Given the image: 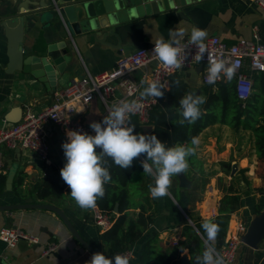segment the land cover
Returning a JSON list of instances; mask_svg holds the SVG:
<instances>
[{"label":"crops","instance_id":"1","mask_svg":"<svg viewBox=\"0 0 264 264\" xmlns=\"http://www.w3.org/2000/svg\"><path fill=\"white\" fill-rule=\"evenodd\" d=\"M40 1L50 0L27 2L30 9H35L39 7ZM23 3L24 0H0V16L16 13ZM24 23L21 44L28 55L35 54L38 48L68 36L59 23L58 32L53 18L33 14L24 17ZM104 25H108L106 17ZM193 26L207 31L205 39L215 35L227 43H235L240 38H253L257 31L260 39L264 41V12L252 0H145L138 7V15L130 16L124 23H116L113 34L103 30L99 31L96 37L92 32L74 36L70 41L68 53L71 55V64L58 79H53L43 68L34 72L30 69L23 71L17 67L9 69V39L0 25V127L18 123L29 111L42 110L53 101L54 93L66 87L74 78L83 77L87 72L97 74L110 70L123 55L137 48L149 47L160 39L174 40L175 43L190 40ZM141 73H134L135 80L140 79ZM179 74L196 94H202L204 86H209L203 82L201 66L182 70ZM53 84L55 86H52ZM104 112L103 103L96 98L80 113L79 116L87 126V133L94 134L90 123L100 122ZM46 129L51 147L50 164L60 170L65 163L61 145L67 140L69 130L52 123H49ZM198 138L200 143L195 152L197 161L189 166L194 179L190 180L186 176L191 181V186L180 192L181 200L187 204L192 215L212 221L214 214H218L224 188L232 185L240 195L241 205L231 214L228 226L237 220L245 221L247 229L256 219H260V224L263 223L264 165L256 153L253 132L243 127L237 129L228 124L215 123L206 126ZM182 144L186 146V143ZM3 155L6 163L3 174H12V182L0 192V204L52 203L65 211L80 234L92 246L110 256L107 246L100 240L102 231L90 216L91 208L83 209L76 204L62 178L63 199H39L34 187L44 177L45 163L35 153L24 148L19 151L4 148ZM22 175L23 182L18 184ZM203 180H206L204 187ZM196 181L199 182L198 185ZM196 187L202 189V196L194 200L191 192ZM166 195L174 199V206L167 204ZM166 195L155 198L153 221L143 238L131 248L129 264H161L164 253L175 246L174 241L185 239L182 231L186 221H189L187 216H190L169 189ZM130 210L137 213L139 208ZM114 212L118 215V211L114 209ZM190 220L192 221L191 218ZM10 224L19 225L38 236L40 243L28 244L26 241H20L14 247H8L0 239V264H86L92 257L54 211L0 210V230ZM51 242L57 243V249L54 253L44 256L43 250ZM147 244L151 245L152 252L148 259L142 260ZM258 252L264 253V237L260 240L257 236L252 244L243 242L234 264H255ZM182 256L186 262L190 258L189 250L185 249Z\"/></svg>","mask_w":264,"mask_h":264},{"label":"trees","instance_id":"2","mask_svg":"<svg viewBox=\"0 0 264 264\" xmlns=\"http://www.w3.org/2000/svg\"><path fill=\"white\" fill-rule=\"evenodd\" d=\"M254 78L253 95L242 105L236 94L233 78L219 84L216 90L211 86H204L202 94H196V91L184 81L179 73L174 74L171 77L170 88L162 90L164 95L158 97V104L151 112L150 123L153 128L150 134H155L166 146L182 143L189 146L192 137H198L199 133L210 124H228L237 129L243 127L253 132L256 153L259 161L264 165V71L256 73ZM189 93L204 97L205 102L199 106L201 115L194 123L181 124L179 123L182 119L179 113V101ZM130 124L134 127V132L144 134L143 126L137 117H130ZM103 159V166L108 168L111 180L104 185V195L96 200V205L113 215V224L100 234V240L107 246L110 256L121 255L131 250L143 238L153 221L156 204L155 198L149 193L150 185L155 183V176L143 173L140 163L144 159L143 154L134 158L133 164L125 169L116 165L109 157ZM186 159L188 165L192 166L197 161L196 153ZM189 166L184 173L188 179L193 180L194 176ZM7 178L6 174L0 173V192L5 190ZM171 178L172 184H169L168 189L190 216L194 225L186 221L182 231L185 239L178 241L177 245L170 247L164 253L161 264H196V257L201 256L206 247V233L201 227L205 220L195 218L187 208V204L181 200V190L188 188L181 187L179 173ZM205 181L203 180L202 187L205 186ZM22 182L23 175L20 176L18 184ZM34 192L37 198L42 200L63 199L64 186L61 184L59 168L53 164H45L44 177L35 185ZM166 201L169 206L175 205L174 199L169 195H166ZM116 205L119 209L118 215L114 212ZM240 205L241 198L234 187L232 185L225 187L219 202L218 214L211 221L219 226L216 239L211 242L217 251L225 242L231 214ZM131 208H139V211L134 213L130 210ZM185 249H188L190 254L186 262L182 256ZM151 252V245L147 244L142 260L148 259ZM255 264H264V253H257Z\"/></svg>","mask_w":264,"mask_h":264},{"label":"built area","instance_id":"3","mask_svg":"<svg viewBox=\"0 0 264 264\" xmlns=\"http://www.w3.org/2000/svg\"><path fill=\"white\" fill-rule=\"evenodd\" d=\"M264 12V0H252ZM206 52L201 60H196L197 46L190 40L174 44L180 51L182 60L180 68L168 67L156 59L153 51L154 44L149 47H140L123 55L110 70L97 74L87 72L83 77L74 78L66 87L54 93L53 101L40 111H29L18 123L0 127V173L5 170L4 148L11 150L24 148L32 151L45 164L51 163V147L47 135V125L52 123L69 131L87 133V126L79 116L96 98L104 105L106 117L111 108L121 100H136L140 103L139 111L130 115L137 117L142 126L152 125L150 117L152 110L158 104V97H140L143 86L152 81H159L168 90L171 77L182 70L202 67V79L206 85L216 90L219 84L227 81L223 73L214 83H208V65L211 61L223 58L227 65L236 64L233 75L236 94L242 105L253 95L255 78L254 73L264 71V41L255 32L251 39L240 38L235 43H227L219 36H210L205 40ZM141 71L140 79L134 78V73ZM90 216L93 222L103 232L113 224V215L102 210L98 205L91 208ZM217 216V215H216ZM215 218V214H214ZM247 230L243 220L230 224L224 244L218 252L224 257L225 264H234L242 236ZM0 239L8 247H14L20 241L28 244H38V236L28 232L19 225L10 224L0 230ZM177 240L174 244L177 245ZM57 249V243L46 245L43 255H50ZM128 250L121 255L130 257Z\"/></svg>","mask_w":264,"mask_h":264},{"label":"clouds","instance_id":"4","mask_svg":"<svg viewBox=\"0 0 264 264\" xmlns=\"http://www.w3.org/2000/svg\"><path fill=\"white\" fill-rule=\"evenodd\" d=\"M130 16L137 15L135 8ZM207 31L193 26L190 41L197 46L196 60H201L206 52L205 37ZM174 40H157L153 51L156 59L168 67L180 68L182 60L180 49L174 46ZM236 64L227 65L225 59L219 58L208 65V83H214L224 74L231 80ZM165 86L159 81H152L140 91V97H161ZM205 98L194 93L185 95L179 101V123H194L201 115L200 105ZM140 103L136 100H121L115 104L109 114L100 122H91L94 134L69 131L67 140L61 147L65 155V163L60 169L62 180L70 189V196L83 209L96 206V200L104 195V185L111 180L108 168L104 167V157H109L119 167L125 169L133 164L134 158L144 155L140 161L143 173L155 176L154 185H150L153 198L163 197L168 192L171 177L184 172L188 168L186 157L195 154L199 145L198 137H192L190 145L178 144L166 146L155 134L134 132L130 124V115L139 111ZM99 149V151H97ZM201 227L206 233L205 249L201 256L196 257V264H225L224 257L211 244L216 239L219 226L205 220ZM86 264H129L126 255L106 256L96 252Z\"/></svg>","mask_w":264,"mask_h":264},{"label":"water","instance_id":"5","mask_svg":"<svg viewBox=\"0 0 264 264\" xmlns=\"http://www.w3.org/2000/svg\"><path fill=\"white\" fill-rule=\"evenodd\" d=\"M28 0H24L23 5L16 13L0 16V25L5 29L9 39L8 56L10 63L9 69L15 67L27 71L46 70L53 79H58L71 64L70 52L71 39L82 33L92 32L96 37L99 31L105 30L109 34L114 33L116 23H124L130 17V10L135 8L138 15V7L145 0H50L48 2H38L35 9H30ZM37 14L41 17L55 20L58 32V23L68 33L67 37L47 44L45 47L38 48L35 54L28 55L22 47V36L25 27L24 17ZM104 17L108 19V25H104ZM52 86H55L54 84ZM152 125L143 126L145 134H149ZM17 151L20 148L16 149ZM179 174L181 187L191 186L184 173ZM12 174L8 175L7 184L12 182ZM24 209H47L54 211L62 219L72 236L84 247L90 255L99 252L92 246L77 230L71 219L63 209L52 203L21 202L11 204H0L1 211H14ZM118 211V207H115ZM186 214V213H185ZM187 216V214H186ZM189 222L193 224L187 216ZM242 236V241L252 244L255 238L264 237V221L260 224V219L254 220L248 227L247 232Z\"/></svg>","mask_w":264,"mask_h":264},{"label":"rangeland","instance_id":"6","mask_svg":"<svg viewBox=\"0 0 264 264\" xmlns=\"http://www.w3.org/2000/svg\"><path fill=\"white\" fill-rule=\"evenodd\" d=\"M198 181H196V184L198 185ZM201 192H202V189L200 190L199 187H196L192 192H191V197L195 200L197 198H200L202 195H201ZM193 200V201H194Z\"/></svg>","mask_w":264,"mask_h":264}]
</instances>
